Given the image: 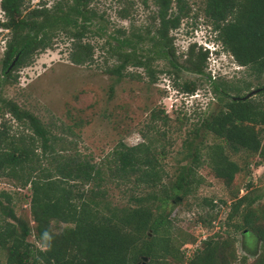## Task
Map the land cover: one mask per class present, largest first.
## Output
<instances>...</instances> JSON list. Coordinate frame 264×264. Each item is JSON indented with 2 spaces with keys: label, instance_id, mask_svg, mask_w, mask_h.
Masks as SVG:
<instances>
[{
  "label": "trees",
  "instance_id": "16d2710c",
  "mask_svg": "<svg viewBox=\"0 0 264 264\" xmlns=\"http://www.w3.org/2000/svg\"><path fill=\"white\" fill-rule=\"evenodd\" d=\"M154 3L155 32L151 35L150 30L144 34L132 31L127 38H116L117 44L109 45L110 56L116 61L109 73L120 80L127 67L143 68L154 82L152 58L142 59L134 48L148 40L158 48L156 58H166L176 76L181 68L203 76L209 52L195 43L187 48L184 68L170 60L175 56L170 31L178 29L185 18L197 19L200 13L215 34L214 40L256 83L253 91L250 80L237 84L211 82L221 109L199 121L184 140L185 163L173 181V188L181 198H187L205 183L197 174L201 166L206 165L217 179L227 184L241 170L227 156L226 147L264 159V99H256L264 95V0H203L202 8L194 13L187 0ZM89 5L90 0H59L50 9L42 4L23 15L25 0H0V11L5 17L0 20V27L11 35L3 53V77L16 82L13 73L28 65L36 53L49 49L57 32L72 41L69 59L73 64L90 63L93 48L83 39L97 14ZM120 17L126 18L127 13L120 12ZM117 34L124 36L125 32L120 30ZM127 47L131 50L124 49ZM180 88L183 93L193 95L196 85L185 82ZM0 114H9L30 131L29 136L15 135L2 124L0 177L17 188L29 189L32 223L30 226L16 216L13 194L0 190L3 264H139L144 259L148 260L145 264H165L168 258L181 261L170 233L171 220L165 215L169 195L162 162L166 150L161 141L166 132L155 126L158 121L162 125L168 122L164 111L151 115L145 142L135 146L119 143L100 164L76 151L56 150L57 138L36 116L12 101L4 103ZM207 134L215 142L205 144ZM109 183L130 191L128 205L115 206L108 200ZM254 202L249 192L237 198L229 206L224 224L231 226L234 233L243 229L253 233L260 249L249 264H264V206L254 207ZM202 204L215 208L212 199L204 198ZM30 235L33 243L29 241ZM236 260L234 236L221 238L215 234L204 240L185 264H234Z\"/></svg>",
  "mask_w": 264,
  "mask_h": 264
},
{
  "label": "rangeland",
  "instance_id": "374dc122",
  "mask_svg": "<svg viewBox=\"0 0 264 264\" xmlns=\"http://www.w3.org/2000/svg\"><path fill=\"white\" fill-rule=\"evenodd\" d=\"M57 1L25 0L23 15L42 4L50 9ZM187 1L192 5L193 13L202 8L203 0ZM154 2L90 0L89 9L97 17L89 25L83 42L93 48L92 61L84 65L73 64L69 59L72 41L62 32H57L49 49L36 53L28 65L13 73L17 76L16 82L7 80L2 74L3 53L11 35L7 29L0 27V109L7 101L14 102L19 108L36 116L57 138L56 150L65 148L69 152L76 151L97 164L102 163L119 143L135 146L145 142L144 135L149 136L151 115L164 111L168 122L162 125L158 121L155 126L157 130L166 132L165 139L161 141L166 150L162 162L167 173L164 185L169 195L165 215L171 220L170 233L181 259L176 261L168 258L165 264H185L202 247V242L215 234L221 238L234 236L237 256L234 264H249L259 253L260 242L253 233H245L246 229L234 233L231 226H225L224 220L229 206L248 192L255 200L254 207L264 206V165H260L264 159L246 151L233 152L226 147L227 156L241 168L231 183L217 179L206 165L197 169V174L205 183L187 198H181L173 188V181L178 169L185 163L184 140L199 121L221 109L220 98L213 93L211 82L237 84L240 80H250L253 82V91L256 83L248 78L246 69L236 64L221 44L214 40L215 34L200 13L197 19L185 18L178 29L170 31L175 50V56L170 60L184 68L189 45L195 43L200 46L205 39L211 40L208 47L211 50L214 47L216 51L212 54L208 50L203 76L182 68L176 76L166 58H156L158 48L148 40L134 48L142 59L152 58L154 82L150 81L143 68L127 67L120 80L109 73L116 65L115 59L110 56L109 45H116V38H127L132 31L144 34L150 30L151 35L155 32L157 7ZM123 11L127 13L126 18L120 17ZM0 20H5L2 12ZM120 30L125 32L124 36L117 34ZM201 47L204 49L205 46ZM124 49L131 50L128 47ZM129 74L136 77L129 78ZM185 82L195 83L193 95L183 93L180 86ZM256 99L262 100L264 95ZM2 124L11 134L30 135V131L9 114H0V130ZM204 142L212 144L215 139L207 134ZM202 154H205V150ZM106 189L107 198L113 205L121 207L129 204L128 189L122 186L118 188L114 183L107 184ZM0 190L13 194L16 216L32 226L29 189L17 188L8 179L0 177ZM204 198L212 199L215 208L204 206ZM211 219L212 223H209ZM29 241L34 242L32 235ZM4 260L5 254L0 251V264ZM147 262L145 260L139 264Z\"/></svg>",
  "mask_w": 264,
  "mask_h": 264
},
{
  "label": "clouds",
  "instance_id": "9594fccd",
  "mask_svg": "<svg viewBox=\"0 0 264 264\" xmlns=\"http://www.w3.org/2000/svg\"><path fill=\"white\" fill-rule=\"evenodd\" d=\"M211 43H212L211 40L205 39L204 42L200 46H203V47L205 46L204 49L211 50L210 49L211 47H208V45L210 46ZM215 51H216V49H214V47H212L211 53L213 54V52H215Z\"/></svg>",
  "mask_w": 264,
  "mask_h": 264
},
{
  "label": "water",
  "instance_id": "95a60500",
  "mask_svg": "<svg viewBox=\"0 0 264 264\" xmlns=\"http://www.w3.org/2000/svg\"><path fill=\"white\" fill-rule=\"evenodd\" d=\"M14 63H15V62H13V63L11 64V66L9 67V69L12 68V66L14 65ZM252 93H253V92H252ZM252 93H251V94H252ZM251 94H250V95H251ZM247 97H249V96H247ZM245 233H246V232H245ZM145 260H146V259H144V261H145Z\"/></svg>",
  "mask_w": 264,
  "mask_h": 264
},
{
  "label": "built area",
  "instance_id": "2783aa9c",
  "mask_svg": "<svg viewBox=\"0 0 264 264\" xmlns=\"http://www.w3.org/2000/svg\"><path fill=\"white\" fill-rule=\"evenodd\" d=\"M1 12V11H0ZM264 165V164H263Z\"/></svg>",
  "mask_w": 264,
  "mask_h": 264
}]
</instances>
